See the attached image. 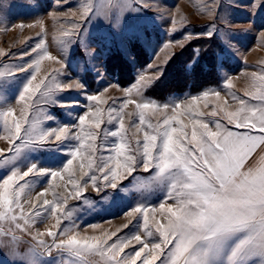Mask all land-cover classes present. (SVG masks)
Returning <instances> with one entry per match:
<instances>
[{
	"label": "rangeland",
	"instance_id": "374dc122",
	"mask_svg": "<svg viewBox=\"0 0 264 264\" xmlns=\"http://www.w3.org/2000/svg\"><path fill=\"white\" fill-rule=\"evenodd\" d=\"M215 39L218 86L148 95ZM257 73L264 0H0V264H264V216L218 211L226 100Z\"/></svg>",
	"mask_w": 264,
	"mask_h": 264
},
{
	"label": "crops",
	"instance_id": "0c3cea01",
	"mask_svg": "<svg viewBox=\"0 0 264 264\" xmlns=\"http://www.w3.org/2000/svg\"><path fill=\"white\" fill-rule=\"evenodd\" d=\"M232 93L239 96L226 100L223 137L238 164L225 183L228 201L218 211L245 230L264 216V73L244 74L240 90Z\"/></svg>",
	"mask_w": 264,
	"mask_h": 264
},
{
	"label": "trees",
	"instance_id": "16d2710c",
	"mask_svg": "<svg viewBox=\"0 0 264 264\" xmlns=\"http://www.w3.org/2000/svg\"><path fill=\"white\" fill-rule=\"evenodd\" d=\"M178 53L170 62L165 74L157 80V82L149 87L147 93L150 97L157 100H166L172 94H182L190 92L196 94L209 87H216L220 82V75L218 70L219 54L223 53V47L220 42L213 40L210 47L204 49L200 58L194 63L192 68L189 65L194 61L192 57V48ZM140 48L135 45V53L138 55V60L141 65L146 62H141ZM117 63H123L128 72L132 71V66L125 62L121 53H116ZM128 68V69H127ZM131 68V69H130ZM131 77V73L129 74ZM133 80H124V84H128Z\"/></svg>",
	"mask_w": 264,
	"mask_h": 264
}]
</instances>
